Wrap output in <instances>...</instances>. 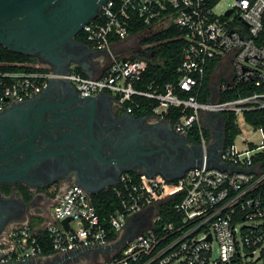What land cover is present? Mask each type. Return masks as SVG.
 <instances>
[{
	"label": "built area",
	"instance_id": "2783aa9c",
	"mask_svg": "<svg viewBox=\"0 0 264 264\" xmlns=\"http://www.w3.org/2000/svg\"><path fill=\"white\" fill-rule=\"evenodd\" d=\"M220 2L108 0L99 16L81 31L86 43L106 51L111 61L101 78L85 76L75 66L58 74L49 65L0 59V113L12 104L38 98L51 81L64 80L82 97L113 96L130 115L141 108V100L159 121H166L172 110H181L183 116L172 125L174 131L187 136L197 127L203 150V165L172 182L122 174L113 187L119 206L105 219L98 214L93 196L78 185L67 187L54 198L49 221L17 226L6 233L9 261L80 264L87 258L92 263L107 256L100 248L122 240L132 216L151 209L149 226L113 249L101 264H264V200L260 192L264 130L249 125L260 134V145L250 142L240 151L234 142L220 149L212 136L205 137L202 122L203 114L233 113L237 121L246 112L264 110V0H236L224 12L218 11ZM138 21L147 29L137 35L171 26L181 32L187 46L177 83L144 85L148 61L122 58L112 51V43L131 36L130 29ZM206 77L210 91L200 101L205 96ZM230 93L236 97L221 99ZM218 123L209 117L210 127ZM167 203L172 207L161 212L159 206ZM67 218L71 221L65 229L61 222ZM45 245L50 246V255H45Z\"/></svg>",
	"mask_w": 264,
	"mask_h": 264
},
{
	"label": "flooded vegetation",
	"instance_id": "af4514ba",
	"mask_svg": "<svg viewBox=\"0 0 264 264\" xmlns=\"http://www.w3.org/2000/svg\"><path fill=\"white\" fill-rule=\"evenodd\" d=\"M68 48L70 50L65 51V57L71 52L79 57L75 48ZM68 60H63L59 67H65ZM79 98L82 96L73 86L57 80L53 90L45 98L12 104L0 113V137L20 143L35 130H40V137H44L43 141H34L35 146L30 150L1 164L3 167L0 168V175L23 173L19 177H8L0 182V264H19L7 259L6 233L25 224L41 225L43 220L28 221L27 218H31L33 212L38 210L51 214L57 194L78 184L90 191L99 192L110 183L89 177L94 174L93 168L82 159L63 160L62 156L57 155L62 149L68 148L59 137L62 131L78 133L82 127L91 124L93 137L84 142L90 144L97 141L101 146L107 144L114 149H125V154L131 156L129 162L136 164L135 173L144 177L173 178L194 165L200 156V143L188 136L177 134L168 121L127 114L124 108L118 106L116 99L109 97L100 100L99 107L92 116L91 110H83L80 102L74 103ZM40 105L46 111L60 109L53 114L66 111L68 114L66 117L55 118L45 111L34 117L33 109ZM209 117V114L202 115L204 125H208ZM209 132L219 147L225 146L224 126H212ZM139 219V226L133 233L148 224L147 217L139 216Z\"/></svg>",
	"mask_w": 264,
	"mask_h": 264
},
{
	"label": "water",
	"instance_id": "95a60500",
	"mask_svg": "<svg viewBox=\"0 0 264 264\" xmlns=\"http://www.w3.org/2000/svg\"><path fill=\"white\" fill-rule=\"evenodd\" d=\"M107 1L108 0H0V45L12 52L31 56L40 64L49 65L52 70L58 74H65L72 65L82 67L83 62L80 59L78 51L83 48L88 49V47L80 43L76 37L82 31L84 25L95 20L99 16L101 6ZM230 13L231 11H229L227 15ZM68 46L75 48L77 51L76 54H78L79 57L74 56V52H71L72 54L70 53L65 57V51L70 50ZM68 59H70V61ZM63 60H68L66 61L65 67H59ZM56 81L57 80L51 81L47 90L38 98H45L53 90ZM61 81L71 85L67 81ZM103 97H109L115 100L113 96L101 94L93 97H82L77 99L74 103L80 102L82 109L91 110V115L93 116V112L97 111L100 100ZM44 104H47V102H44ZM58 110L60 109H48L46 111L43 105H40L33 109V116L37 117L39 112L43 114L45 111L50 112L51 116L55 118L67 116L68 111L61 114H53L56 111L58 112ZM84 114H82V117ZM210 116L218 120V125L221 124L224 126L222 115L210 114ZM204 128L207 131L212 129L209 124L204 125ZM77 132L78 133L69 130L61 132L59 136L62 138L61 142L67 145L68 148L62 149L57 155L62 156L63 160L67 158L74 159L75 161L82 159L85 164L93 168L94 174H91L89 177L99 179V181L103 183L110 182L99 192L117 186L122 174L136 172V164H134V162H129L131 156L125 154V149H114L107 144L101 146L97 141H92L90 144L84 142L86 139L91 140L93 137V127L91 124H87V126L82 127ZM40 134V130H35L20 143H13L0 137V168L3 167L1 164H5L8 160L12 159V157L34 147V141H43L44 137H40ZM217 147L223 149V147L221 148L219 145H217ZM200 149V156L194 165L183 170L173 178L165 179L168 182H172L181 178L187 170L201 167L203 165V150L202 148ZM208 167L210 168L211 166L208 165ZM222 168H225V166H222ZM22 173L23 172L17 174L12 172L9 176L0 175V182L8 177H19ZM78 186L80 185L78 184ZM80 187L91 196L99 193L90 191L83 186ZM151 214L152 210L149 209L132 216L125 227L121 238L122 240L117 242L115 246L100 248L99 250L109 255L110 252L120 244L139 235L149 226V217ZM139 216L147 217L148 224L143 226L137 233H133V230L139 226V222L141 221ZM70 221L71 218H67L63 220L61 224L65 229H68ZM25 262L31 264L29 261Z\"/></svg>",
	"mask_w": 264,
	"mask_h": 264
},
{
	"label": "trees",
	"instance_id": "16d2710c",
	"mask_svg": "<svg viewBox=\"0 0 264 264\" xmlns=\"http://www.w3.org/2000/svg\"><path fill=\"white\" fill-rule=\"evenodd\" d=\"M147 29L142 22H136L132 25L130 29L131 35H136L141 33ZM77 40L80 43H86L83 33H80L77 36ZM143 45H149L150 48L146 49L143 52H136V54L132 55L130 59H134L137 56L140 58H145L148 61V68L143 77V84L150 83L155 81L160 84L165 83H177L180 74L178 69L182 62L183 51L185 50L187 43L181 38V32L175 28L174 26L169 27L166 30L159 31L142 42ZM149 52V53H148ZM154 53V56H150V54ZM149 54V55H148ZM0 59L13 61V62H32L37 63V60L31 56H26L23 54L15 53L10 50H7L3 46L0 45ZM213 66L209 67L208 74L211 72ZM141 86V85H140ZM203 90L205 96L200 98V101H205L207 96L209 95L210 86H209V77H206L205 83L203 86ZM236 97V94H224L221 96L222 100H230ZM141 108H137L134 111V115L136 117H144V116H152V110L146 101L141 100ZM183 116L181 110H172L169 116H167L166 121L170 124H174L176 120H179ZM223 123H224V131H225V146L229 147L234 144L236 138L241 135V131L236 122V117L233 113H223ZM245 121L257 128L264 130V110H256L246 112L244 115ZM204 135L206 138H210V132L204 130ZM190 139L198 141L201 144V136L197 127H195L188 135ZM134 176L136 174H133ZM137 177V176H136ZM139 179V177H137ZM160 180L163 178L159 177ZM261 195L264 200V185L261 187ZM93 203L97 209L98 214L101 218H107L116 208L119 206V199L116 196L115 190L113 188H109L108 190L102 191L101 193L93 196ZM172 207V203L162 204L159 206L160 211H164L168 208ZM165 219H168L167 217ZM42 241L45 242L49 240L45 235H41ZM116 234H113L110 238L113 240ZM45 255L51 254V248L48 245L44 247Z\"/></svg>",
	"mask_w": 264,
	"mask_h": 264
},
{
	"label": "crops",
	"instance_id": "0c3cea01",
	"mask_svg": "<svg viewBox=\"0 0 264 264\" xmlns=\"http://www.w3.org/2000/svg\"><path fill=\"white\" fill-rule=\"evenodd\" d=\"M135 37H137V34L131 35L123 41L113 42L111 46L112 51L122 58H130L132 55L136 54V52H143L146 49H148V47H150L149 45H146L145 49L143 50L137 49L132 52L127 51L126 46L128 45L129 41H132L133 39H135ZM83 44L86 45L88 49L83 48L78 51L80 54V59L83 62L82 67L81 66H75V67L85 76H89L91 78H101L104 75H106L108 72L109 66L111 64V61L106 51L95 50L91 46H89L87 43H83ZM87 50H90V51H87ZM216 76L221 77L220 72L219 73L217 72ZM27 219L28 221L43 220V222H45L51 219V214L38 210L36 213L33 212V216L31 218H27Z\"/></svg>",
	"mask_w": 264,
	"mask_h": 264
},
{
	"label": "rangeland",
	"instance_id": "374dc122",
	"mask_svg": "<svg viewBox=\"0 0 264 264\" xmlns=\"http://www.w3.org/2000/svg\"><path fill=\"white\" fill-rule=\"evenodd\" d=\"M236 4V0H221L220 6L218 7V11L224 12L227 9H230L234 7ZM159 32L158 29H152L151 31L144 32L142 34L137 35L135 39L132 41H129L126 48L128 51L132 52L134 50H143L145 49V45L142 44V42L150 37L151 35ZM150 48V47H148ZM149 53V52H148ZM149 55V54H148ZM150 56H154V53L150 54ZM237 124L239 126V129L241 131V135L238 136L235 140L236 148L240 151H245L248 148V143L253 142L257 145L261 144V137L259 133H255L254 129L249 126V124L245 121V119L242 116H239L237 118ZM209 131H211L209 129ZM248 140V141H246ZM109 258V255L102 256L101 259L94 261L92 263L87 262V258H82L79 263L80 264H101L102 262L106 261Z\"/></svg>",
	"mask_w": 264,
	"mask_h": 264
}]
</instances>
